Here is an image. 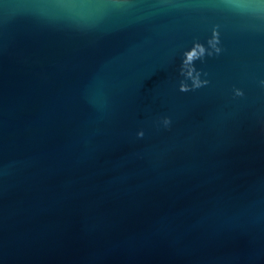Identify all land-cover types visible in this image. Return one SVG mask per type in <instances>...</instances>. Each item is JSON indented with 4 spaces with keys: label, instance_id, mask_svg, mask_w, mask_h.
<instances>
[{
    "label": "water",
    "instance_id": "95a60500",
    "mask_svg": "<svg viewBox=\"0 0 264 264\" xmlns=\"http://www.w3.org/2000/svg\"><path fill=\"white\" fill-rule=\"evenodd\" d=\"M0 264H264V0H0Z\"/></svg>",
    "mask_w": 264,
    "mask_h": 264
},
{
    "label": "clouds",
    "instance_id": "9594fccd",
    "mask_svg": "<svg viewBox=\"0 0 264 264\" xmlns=\"http://www.w3.org/2000/svg\"><path fill=\"white\" fill-rule=\"evenodd\" d=\"M217 45H218V40L213 39V40L209 41V47L211 48L212 51L208 52L207 54L212 55L213 52L215 54H219L221 49ZM205 52H206V50L203 47L197 45V50L193 51L191 54L186 56V59L184 61L185 66L186 67L190 66L194 59L202 57L205 54ZM192 71L193 70L189 69V71H188L189 77H192ZM206 83H207V81L201 82L198 79V76L196 78H193V87L198 88V87L203 86V84H206ZM181 90L187 91L188 89H187V87H182ZM236 95L240 96V95H242V92L237 90ZM166 123H167V121H166Z\"/></svg>",
    "mask_w": 264,
    "mask_h": 264
}]
</instances>
